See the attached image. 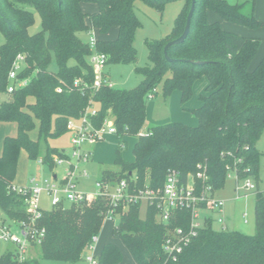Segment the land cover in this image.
I'll return each mask as SVG.
<instances>
[{"label":"trees","instance_id":"trees-1","mask_svg":"<svg viewBox=\"0 0 264 264\" xmlns=\"http://www.w3.org/2000/svg\"><path fill=\"white\" fill-rule=\"evenodd\" d=\"M85 1L96 4L98 11L84 13ZM143 1L161 8L169 0ZM184 1L172 33L149 43V64L136 68L144 77L139 87L123 90L103 85L95 90V75L89 64L92 51L81 35L96 29L106 35L117 29L115 40H98V52L107 56V65L135 64V33L141 25L135 12L137 0H0V32L5 37L0 47V93L10 95L0 102V122L18 126L17 137L5 138L0 157V219L28 220L25 196L14 191L13 186L22 149L30 157L38 153L39 144L29 137L35 125L33 116L40 123V138L48 141L67 134L68 121L80 118L94 103L98 108L92 119L94 124L99 127L106 119H112L122 146L125 138H137L144 130L147 102L160 84L166 98L179 91L186 103L193 96L195 82L201 78L207 79L208 87L207 94L201 97L202 106L193 111L198 125L169 123L148 128L152 135L137 139L135 161H125L119 149L116 169L103 168L98 181L131 180L135 176L140 188H161L169 170L175 169L185 177L196 172L198 164L207 163L209 182L216 192L225 187L228 166L237 170L241 181L255 178L259 183L261 154L257 145L264 134V59L255 69L251 65L261 40L224 30L221 21H210L209 11L223 21L247 28L256 29L264 24L253 13H245L248 4L197 0L190 33L184 42L167 49L168 59L166 46L182 36L192 7V0ZM250 5L254 11L255 1ZM31 8L42 19V30L36 35L29 34L34 23ZM19 54L26 61L19 79H28L29 83L9 93L10 71ZM53 60L57 71L50 69ZM76 81H81L78 88L74 87ZM59 87L64 89L63 93L56 91ZM30 99L34 102L30 103ZM55 157L64 159L68 155L64 150L48 147L42 162L54 166ZM254 194L255 235L215 231L214 220L209 218L176 260L163 249L168 230L159 221L155 207L146 208L145 218L141 216L140 204L130 205L127 211L119 207L114 234L124 241L137 264H264V192L258 189ZM109 209V200L97 197L90 202H66L44 210L38 228L45 230V234L41 243L35 245L38 258L21 263L17 250L2 253L0 248V264L81 261L93 238L101 232ZM188 214L179 213L171 226L188 228ZM98 261L119 264L121 251L108 243Z\"/></svg>","mask_w":264,"mask_h":264},{"label":"rangeland","instance_id":"rangeland-1","mask_svg":"<svg viewBox=\"0 0 264 264\" xmlns=\"http://www.w3.org/2000/svg\"><path fill=\"white\" fill-rule=\"evenodd\" d=\"M230 4H248L245 9V13L248 15L254 14L255 19L264 24V0H254V11L251 7L253 0H227ZM184 0H169L162 4L160 8L157 4H149L143 0H137L135 12L138 20L140 21V28L135 33L134 48L137 52V61L135 64H110L105 67V75L110 83L117 89L133 90L139 87L143 82L144 77L137 73L136 68H144L149 64V43L163 40L167 38L173 31L176 20L179 17L184 7ZM82 9L86 14H94L98 11V6L90 1L82 3ZM34 15V23L29 28L30 35H36L42 30V19L40 14L30 9ZM217 17L222 24L224 30L235 33L243 37H252L261 40V45L258 53L251 65L252 69L257 68L264 59V25L262 27L252 29L243 26H239L233 23L223 21L217 13L209 11L210 21H214ZM89 21V20H88ZM95 35L98 40L101 41H113L118 36V30L112 29L106 35H101L99 30H95ZM84 41H89V35H81ZM5 37L0 32V47L4 45ZM50 69L57 71V65L53 60ZM208 81L206 78H201L196 81L193 87V96L186 102H182V96L179 91H174L169 98H166L163 93V84H160L156 92L152 94L147 102V120L144 128L147 131L150 127L162 126L169 123H182L187 126L195 127L198 125V120L195 117L193 111L202 106L201 97L207 94ZM10 97L7 93H0V102ZM34 100L30 99V103ZM97 106V105H96ZM35 125L29 132V137L32 141L39 144L38 153L35 157H30L26 149H22L18 162L17 174L14 181V185L17 187H26L31 185L33 178L38 181L53 182L55 177L59 181L63 180L69 172L71 163L64 160L62 163H56L54 166L44 164L42 161L45 158L46 150L48 147L64 150L67 155L71 154L72 134L67 133L60 138H49L46 141L44 138H40V123L33 116ZM18 126L13 122H0V157L3 155L4 140L6 137H17ZM136 137H128L124 139L123 146H120V142L115 135H106L105 139L95 145L91 150L93 156L89 162L79 163V167L82 171L87 170L89 172V178H81L82 174L77 172L80 178L78 183V190L89 193H96L98 191L96 183L99 178V174L103 168L116 169L114 163L117 157V151L120 149L122 157L125 161L133 163L135 161L134 147L137 143ZM260 151V170H259V183L255 178H251V181L256 185L255 190L247 191L243 188L244 181L236 182L234 178H228L225 187L216 193V197L225 201L224 213L218 212L212 213L213 216V229L215 231H240L246 235H255L256 233V198L255 191L258 189L264 192V134L260 139L258 145ZM56 158V157H55ZM257 184L259 188L257 187ZM239 188V192L235 190ZM41 208L45 210L51 209V200L46 193L40 197ZM146 205L141 207V216H146ZM244 215H246L244 217ZM220 217L225 218L227 228L224 229L221 224L218 223ZM5 218V217H3ZM7 222H16L12 219L5 218ZM247 220V222H246ZM115 223L113 221H106L101 232L98 234V242L85 252L83 259L73 264H89L86 261L87 256L94 255L99 258L103 247L112 243L116 245L122 254V262L119 264H137L132 253L129 251L124 241L114 234ZM2 253H8L15 251L14 245L1 244ZM37 246H33L30 251L29 257L21 263L38 258ZM41 264H72L54 261H40Z\"/></svg>","mask_w":264,"mask_h":264},{"label":"built area","instance_id":"built-area-1","mask_svg":"<svg viewBox=\"0 0 264 264\" xmlns=\"http://www.w3.org/2000/svg\"><path fill=\"white\" fill-rule=\"evenodd\" d=\"M88 35L90 38L88 42L92 51L89 57V64L95 75L93 87L95 90H99L103 85L114 87L105 78L104 71L108 58L105 54L98 52V38L95 35V30H91ZM25 63V56L19 54L10 71L9 79L11 80V85L8 89L9 93L28 85V79H19L20 73L25 68ZM80 85L81 81L74 83V87L76 88L80 87ZM56 91L63 93L64 89L59 87ZM97 114L98 108L93 103V105L84 110L80 118H72L68 121L67 130L72 134L71 154L68 155V158H55V163H62L64 160L71 163L69 172L63 180L59 181L55 177L53 182H49L46 180L38 181L33 178L30 186H13L14 191L25 196L28 220L24 222H7L0 219V244L14 245L20 262H23L28 257L33 246L41 243L45 234V230L38 228V222L45 210L41 208L40 203V197L43 193H46L50 198L51 208L58 207L66 202L81 203L90 202L97 197L107 198L111 209L105 214V222L113 221L115 224L118 223L119 207H122L123 211H127L130 205L137 204H140L141 207L144 205L146 207H155L158 211L157 217L159 221L166 224L168 230L163 249L173 260H176L183 253L184 249L197 238L199 230L206 225L209 218H213L212 213H224L225 201L216 197L217 192L210 185L207 163L198 164L196 172L189 173L185 177L175 169L169 170L165 183L161 188H152L149 185L140 188L137 177L132 176L131 180L123 179L116 182L107 181L105 183L97 181L96 187L98 191L96 193L78 190L80 178L77 172L82 174V179L89 178V172L87 170L82 171L79 167V163L91 160L92 152L88 148L102 142L106 135L116 136L118 133L114 121L110 118L97 127L92 120ZM151 135L152 132L142 130L137 135V138ZM222 155L225 156L224 154ZM228 155H231V153H228ZM227 171V179L234 178L236 182L241 181L236 169L228 166ZM243 184V188L247 191L256 189V185L252 183L250 178L244 180ZM235 192H239V188ZM184 211L189 213L188 215L191 218L190 226L188 228L171 226L172 221L177 218V215ZM218 223L224 229L227 228L225 218L220 217ZM98 240V236H95L88 250ZM86 261L89 264H99L98 259L94 255L87 256Z\"/></svg>","mask_w":264,"mask_h":264},{"label":"water","instance_id":"water-1","mask_svg":"<svg viewBox=\"0 0 264 264\" xmlns=\"http://www.w3.org/2000/svg\"><path fill=\"white\" fill-rule=\"evenodd\" d=\"M154 1L161 2V1H166V0H154ZM196 2H197V0H192V7H191V10H190V13H189L188 19H187V25H186L185 31H184V33L182 34V36H181L180 38H178L177 40H175V41L169 43V44L166 46L165 53H166V57H167V58H168V56H167V49H168L171 45L179 44V43L184 42V41L186 40V38L188 37V35H189V33H190L191 22H192V19H193L194 13H195ZM0 15L3 16L1 10H0ZM168 59H169V58H168Z\"/></svg>","mask_w":264,"mask_h":264},{"label":"crops","instance_id":"crops-1","mask_svg":"<svg viewBox=\"0 0 264 264\" xmlns=\"http://www.w3.org/2000/svg\"><path fill=\"white\" fill-rule=\"evenodd\" d=\"M214 21H220V20H219L217 17H215V20H214ZM196 126H197V125H196ZM92 148H93V147L88 148V150L92 152V150H91ZM92 156H93V153H92ZM15 186H16V185H15ZM16 187H17V186H16Z\"/></svg>","mask_w":264,"mask_h":264}]
</instances>
